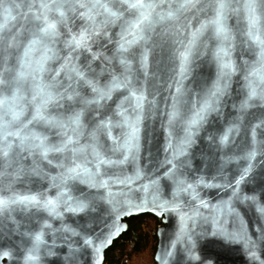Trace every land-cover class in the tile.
Segmentation results:
<instances>
[{"label":"water","instance_id":"95a60500","mask_svg":"<svg viewBox=\"0 0 264 264\" xmlns=\"http://www.w3.org/2000/svg\"><path fill=\"white\" fill-rule=\"evenodd\" d=\"M40 2L0 0V19L5 7L11 9V14L17 19L10 24L9 34L16 36L21 43L27 42L24 30L30 26L31 14L37 11ZM101 2L112 3V0ZM156 2L160 3V0ZM181 2L163 0L157 11H166L169 5L175 7ZM214 2L198 0L196 8L184 11L178 19L153 25L145 33V40L129 50L126 55L132 61L131 87L142 90L145 97L140 113L138 146L128 159H124L123 150L109 151L113 141L108 140L106 134H98L97 143L102 146L101 151L108 158L123 162L101 166L96 179L106 181V187L99 184L93 187L80 180L68 182L69 195L80 197L86 193L91 197L90 206L82 212H67L63 204L56 209L60 212L58 217L49 216L42 208L23 204L10 205L0 211V264H103L107 249L127 230V219L143 213L155 215L162 222L157 229L156 264H264V213L259 211L264 207V104L254 99L250 101V107L241 108L247 95L245 67L246 64L251 67L256 59L254 53L259 50L243 34L246 32L243 12H229L226 19L231 40L225 42V47L228 43L232 47L228 49L230 55L225 59H231L238 71L228 78V86L214 105L215 110L208 112L205 120L193 129L191 144L182 155H175L186 135V121L207 98L219 74L214 55L219 41L209 27L196 39L189 55L188 70L183 76L180 75L183 46L188 44L200 23L213 16L211 9L201 11L200 6ZM228 2L235 7L237 3L242 5L244 0ZM28 5L33 7L29 9ZM49 16L58 19L56 13ZM73 16L67 13L65 21L57 24L60 35L55 44L56 58L46 62L47 70L41 74V80L45 83L59 81L66 85L65 69L61 67L66 64V57L89 77L92 75L89 69L95 73H101L104 69L99 77L101 84L110 80L112 74H122L124 68L119 64L116 53L121 22L102 29L108 32V37H94L95 42L90 41V51L76 49L70 56V49L64 47L63 41L69 38L70 31L78 32L84 24L81 18L77 16L74 19ZM126 18L129 17L126 15ZM260 30L264 38V15ZM109 38L111 43L108 42ZM144 49H147L148 61L146 67L142 68L140 54ZM22 52L23 48L15 47L5 51V45L0 44V68L18 67ZM94 54H98L96 59L92 58ZM39 56V49L32 54L33 59ZM5 60L8 64L3 63ZM57 69H60L59 74ZM33 84L31 76L19 84V94L25 97L22 101L25 109L20 118L22 122L31 119L34 111L35 105L31 102ZM55 91H61L59 84ZM77 91L89 97L92 95L90 89L77 88ZM127 95L126 89L115 90L112 99L101 109L113 123L122 119L113 110L116 103ZM59 103L70 102L65 98ZM56 104L55 101L49 104L48 114L63 113L67 116L68 113L57 108ZM129 104V101H125L123 106L131 112ZM173 105L180 115L170 122L168 113L173 111ZM82 123L85 127L81 130L79 144L87 145L92 143L89 133L93 130L94 120L86 112ZM253 126H256L255 145ZM28 127L47 135L51 143L61 138L59 128H50L42 122L33 121ZM229 128H232L231 132ZM125 131L127 129L123 126L112 128L113 136L119 137L117 143L123 142ZM225 133L228 140L221 143L220 138ZM71 134L69 129L67 135ZM253 147L256 148V156L249 160L247 153ZM85 158L87 166L95 171V158L90 148L81 156V159ZM48 159L53 161L51 165L38 155L25 154V159L19 164L13 163L11 167L5 168L0 163V173H6L0 174V198L27 195H38L41 199L55 198L60 189L54 186L52 177L63 171L56 166L61 154L49 153ZM168 160L172 163H167ZM249 165V175L241 181L237 195L233 196V188L228 185ZM37 166L42 170L39 175L31 171ZM18 167L22 171L16 174ZM170 168L172 172L165 175ZM126 177L131 178L130 183L118 182ZM176 178L185 181L184 187L188 184L193 187L174 196ZM201 180L203 183L199 182ZM246 195H255L256 200H244ZM165 201L168 203L161 207ZM64 225L74 229L78 235L73 236L65 231ZM38 232L42 234V243L34 253L37 259L26 261L25 256L33 247ZM85 239H91L92 243L86 245ZM5 251L10 255L3 256Z\"/></svg>","mask_w":264,"mask_h":264},{"label":"snow or ice","instance_id":"6c2138e0","mask_svg":"<svg viewBox=\"0 0 264 264\" xmlns=\"http://www.w3.org/2000/svg\"><path fill=\"white\" fill-rule=\"evenodd\" d=\"M161 3H163V0H160V3H157L156 0H112V3H102L101 0H88V2H83V0H41L37 6V11L31 14L30 26L24 30L27 33L26 43H21L16 36L9 34V26L17 17L11 14V9L7 7L3 9V17L0 19V44L5 45V51L8 48L15 47L17 49L23 48V52L18 58V67L0 68V163L5 168H8L13 163L19 164L21 160L25 159V154H27L29 156L38 155L51 165L53 161L48 159L49 153H58L61 154V159L56 166L62 168L63 171L58 173L56 177H52L54 186L60 189L55 198L45 197L41 199L38 195L3 197L0 198V211L6 210L10 205L23 204L42 208L48 212L49 216L58 217L60 212L56 209L63 204L65 206L64 210L67 212H82L90 206L91 197L86 193H82L80 197L69 195L68 182L80 180L81 183H87L93 187L97 184L101 187H106V181L96 179L100 175L101 166L123 162L122 160L114 161L101 151L102 146L97 143L98 134H106L108 140L113 141V147L109 151L123 150L124 159H128L129 155L132 154L133 150L138 146L140 113L143 110L145 97L142 90L131 87L132 77L130 70L132 61L127 58L126 54L134 45L145 40V33L150 31L153 25L168 20H176L184 11L198 6V0L197 2H194V0H182L175 7L169 5L166 11H157ZM15 7H21V5H16ZM28 7L31 9L33 5H28ZM205 8L211 9L213 16L201 22L200 26L191 34L192 38L189 39L188 44L183 46L184 50L180 52V75L183 76L188 70L189 55L196 39L209 27L212 29L214 37L219 41L214 53L219 74L207 98L198 105L192 116L186 121V135L181 142L180 150L175 155H182L184 149L191 144L193 129L205 120L208 112L215 110L214 105L224 95L228 86V78L235 71H238L231 59H225V57L230 55L228 49L232 47L231 43H228L227 48L225 47V42L231 40V33L226 23L229 12H243L244 20L246 21V32L243 34L259 49L254 53L256 59L251 67H248L247 64L245 67L246 75L244 79L246 81L247 95L241 103V108L250 107V101L254 99L264 104V38H262L260 30L261 17L264 15V0H244L242 5L237 3L235 7L228 0H215L212 4L200 6L201 11ZM50 13H56L58 19L50 18ZM67 13L74 14V19L78 16L84 21L78 32L70 31L69 38L63 41L64 47L70 49V56L76 49L83 48L90 51V41L95 42L94 37H108V32L102 31V29H105L108 25L115 24L117 21L121 22L119 40L116 41V53L119 58V64L124 68L122 74H112L110 80L101 84L99 77L104 69L101 70V73H95L89 69L92 73L91 77H89L66 57V64L61 65L65 69V77L68 81L66 85L60 84L59 81L45 83L41 80V74L47 70L45 68L46 62L56 58L55 44L60 35L57 31V24L65 21ZM126 15L129 18H126ZM108 42H112L111 38H109ZM38 49L40 50V56L33 59L32 54ZM97 55L94 54L92 58L96 59ZM105 59L108 58L105 57ZM147 61L148 52L147 49H144L140 54L142 68L146 67ZM3 63L8 64V61L5 60ZM59 71L60 69L56 70L57 74H59ZM29 76L34 81L31 102L34 103L35 107L31 119L22 122L20 118L25 111L22 101H24L25 97L19 94V84ZM221 80L224 81L223 85ZM58 84L61 91H55ZM77 88L82 90L85 88L90 89L91 97L82 94L81 91H77ZM122 88L128 91V95L123 96L116 103V108L113 110L114 114L122 119L113 123V120L106 116L101 109H104L106 102L112 99L113 92ZM177 91L179 92V88ZM65 98L70 103H59ZM54 101L57 102V108L68 113L67 116H64L63 113L59 115L48 114V106ZM125 101L130 102L131 112L123 106ZM75 105H79V107H75ZM86 112L89 114L90 119L94 120L93 130L89 133L92 143L80 145L79 137L82 134L81 130L85 127L82 123V117ZM179 115V111L173 105V111L168 113L169 121L177 119ZM33 121L42 122L50 128H59L61 130L59 133L61 138L55 143L49 142L47 135L28 127ZM118 126H123L127 129L124 132V139L121 143H117L119 137H114L112 133V128ZM234 127L235 125H233ZM69 129L71 130V135H67ZM228 131L231 132L232 128H229ZM255 136L256 126H253V145L256 144ZM227 140L228 134L225 133V135L221 136L220 141L224 143ZM169 147H171V143H169ZM89 148L95 158V171H92L87 166L88 161L86 158L81 159L85 150ZM66 153L71 155H65ZM255 156L256 148L253 147L247 153V158L251 160ZM64 161H68V163ZM167 163L171 164L172 161L168 160ZM173 168H175V165H173ZM250 168L251 165L244 168L239 177L228 185V187L233 188V196L237 195L241 181L245 180L249 175ZM21 171L22 169L18 167L16 174ZM31 171L39 175L42 170H39L37 166L32 168ZM171 172L172 169L170 168L165 175H169ZM139 175L140 172L137 170V176ZM57 181L58 183H55ZM126 181L130 183L131 178L126 177L125 180L118 182L124 183ZM199 182L203 183L202 180ZM174 183L176 185L174 196L193 187L191 184L184 187L185 181L180 178H176ZM233 184L235 187H233ZM243 199L255 201L256 196L246 195ZM167 203L165 201L160 206L164 207ZM200 203L207 207L203 201H200ZM259 211L264 213V207H261ZM64 229L73 236L78 235L74 229L67 225H64ZM41 243L42 234L38 232L35 234L33 247L28 250V254L25 256L26 261L31 262L37 259L34 253ZM84 243L87 245L92 243V241L91 239H85ZM2 255L7 257L10 254L5 251Z\"/></svg>","mask_w":264,"mask_h":264},{"label":"trees","instance_id":"16d2710c","mask_svg":"<svg viewBox=\"0 0 264 264\" xmlns=\"http://www.w3.org/2000/svg\"><path fill=\"white\" fill-rule=\"evenodd\" d=\"M128 228L107 249L103 264H131L132 257L151 251L155 261L158 237L157 229L161 219L150 213H143L127 219Z\"/></svg>","mask_w":264,"mask_h":264},{"label":"rangeland","instance_id":"374dc122","mask_svg":"<svg viewBox=\"0 0 264 264\" xmlns=\"http://www.w3.org/2000/svg\"><path fill=\"white\" fill-rule=\"evenodd\" d=\"M151 251L146 250L140 255H136L132 257L131 264H156V262L152 261Z\"/></svg>","mask_w":264,"mask_h":264}]
</instances>
